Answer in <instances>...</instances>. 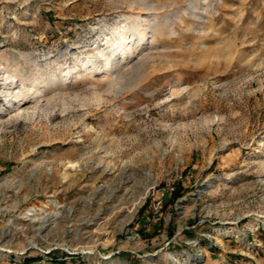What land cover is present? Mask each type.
<instances>
[{
	"label": "rangeland",
	"instance_id": "1",
	"mask_svg": "<svg viewBox=\"0 0 264 264\" xmlns=\"http://www.w3.org/2000/svg\"><path fill=\"white\" fill-rule=\"evenodd\" d=\"M0 264H264V0H0Z\"/></svg>",
	"mask_w": 264,
	"mask_h": 264
},
{
	"label": "bare ground",
	"instance_id": "2",
	"mask_svg": "<svg viewBox=\"0 0 264 264\" xmlns=\"http://www.w3.org/2000/svg\"><path fill=\"white\" fill-rule=\"evenodd\" d=\"M165 19L167 20L168 18H165ZM125 20L127 22L124 25L123 32L115 31V34L117 36L114 38V41L111 43V49L109 52V56L105 57L106 75L108 77L110 76L111 79H114V77L112 75L113 73L117 74V72H119L120 65L125 62L126 58H128L127 55H130L133 52V50L141 44L140 42L145 39V34L147 32L150 33V37H151V39H153L159 31L158 30V24H156L153 21L146 19V18L142 19L139 14L132 15V17H130V18L129 17L125 18ZM125 32H128V34H129L128 36L131 37V39H132V43H133L132 48L133 49L127 48L128 46H126V44L129 43V40H127L128 36H125V34H126ZM140 46H142V45H140ZM117 49L120 50V57H116ZM111 81H113V80H111ZM28 88H32V90H33L32 93L39 94L37 97H43L44 96L42 91L41 90L39 91L38 88H35L32 83H30L28 85ZM17 96H16V98H17ZM77 179H79V177ZM29 222H31V221H29Z\"/></svg>",
	"mask_w": 264,
	"mask_h": 264
}]
</instances>
